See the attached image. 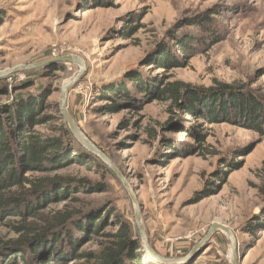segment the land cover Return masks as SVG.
<instances>
[{
  "label": "rangeland",
  "instance_id": "rangeland-1",
  "mask_svg": "<svg viewBox=\"0 0 264 264\" xmlns=\"http://www.w3.org/2000/svg\"><path fill=\"white\" fill-rule=\"evenodd\" d=\"M195 17L209 18L203 28L182 26ZM176 26L179 40L192 35V52L180 67H170L171 61L167 69L147 65L172 54L168 32ZM204 29L225 37L204 51L197 40ZM66 55L84 62L66 108L125 178L145 230L143 239L128 192L105 162L92 157L89 165L57 171L88 183L74 195L94 206L84 227L99 215L106 219L99 234L79 235L75 249L98 251L107 233L126 225L140 248L129 264H231L229 235L220 229L207 235L220 224L232 232L238 264H264V0H0V71L10 70L0 76L7 87L0 103H11L23 82H34L32 88L52 90L46 99L62 115L60 91L80 69L52 61ZM130 76L148 91L165 79L200 89L193 105L200 116L136 92ZM110 92L128 97L115 95L109 109L104 98ZM49 124L39 128L49 132Z\"/></svg>",
  "mask_w": 264,
  "mask_h": 264
},
{
  "label": "trees",
  "instance_id": "trees-1",
  "mask_svg": "<svg viewBox=\"0 0 264 264\" xmlns=\"http://www.w3.org/2000/svg\"><path fill=\"white\" fill-rule=\"evenodd\" d=\"M208 18L204 21L198 17L187 18L182 26L203 28ZM176 27L168 32L170 45L167 47L172 54L168 51L160 58V64L155 60L147 65L167 69L171 61L170 67H180L192 52L189 44L192 35H183L179 40L174 33L180 28ZM201 34L197 40L204 51L225 37L216 29L211 32L204 29ZM166 45L167 42L160 47ZM175 48L182 49L183 53L177 56ZM60 68L61 65L52 66L49 71ZM130 77L127 82L136 92L150 94L151 98L167 103L170 109L178 107L184 114L200 116L193 107L200 100V89L181 80L165 79L157 87L156 81H152L155 88L148 91L138 76ZM33 85L34 82H23L11 103H0V228L7 230L6 234H0V264H66L69 259L78 264H129L130 258L136 261L140 248L126 225L117 233H107L108 241L101 243L98 251L75 249L79 235L86 233L90 238L99 234L98 227L106 225V219L99 215L88 222V229L84 227L83 221L94 206L74 195L86 189L88 183L85 178H72L57 171L72 164L89 165L92 157L97 156L82 150L56 104L47 101L52 90H43L38 84L32 88ZM0 86L3 89L0 94L7 93L6 85ZM115 95L128 97L120 92L108 93L104 99L110 101L109 109L115 108ZM47 123L52 124L48 125L49 132H44L39 127ZM68 202L78 205L71 206ZM59 203H64L60 209L50 207Z\"/></svg>",
  "mask_w": 264,
  "mask_h": 264
},
{
  "label": "water",
  "instance_id": "water-1",
  "mask_svg": "<svg viewBox=\"0 0 264 264\" xmlns=\"http://www.w3.org/2000/svg\"><path fill=\"white\" fill-rule=\"evenodd\" d=\"M54 62L57 63H66V62H70V63H74L80 66L79 71L73 76L71 77V80L68 84L64 85L60 91V108H61V113L62 116L65 120V122L67 123V126L70 130V132L72 133V135L74 136V138L83 146L85 147L89 152L95 154L96 156H98L103 162H105V164L108 166V168L115 174V176L117 177V179L122 183V185L124 186V188L126 189V191L128 192V195L134 205V217H135V223L136 226L140 232V235L143 239H145V230L142 224V220L140 217V213L139 210L137 208V203H136V198L130 188V186L128 185V183L126 182L125 178L120 174V172L111 164L110 160L108 159V157L101 151L99 150L94 144H92L87 138L86 136L83 135V133L81 132V130L79 129L78 125L76 124V122L74 121V119L71 117V115L69 114L67 108H66V96H67V92L69 90V88L80 79L83 70H84V62L77 56L74 55H66V56H61V57H55L53 58ZM44 63V62H43ZM42 63H37V64H33L31 66L28 67H36L41 65ZM10 70H5V71H0V76L6 73H9ZM216 229H220L221 231H223L226 235L232 236L233 239V235L231 230L224 226V225H220V224H213L210 228H209V232L207 235H210L214 230ZM146 243V242H145ZM146 246L148 248V245L146 243ZM231 264H238V252L236 249V246L234 244V239L231 242Z\"/></svg>",
  "mask_w": 264,
  "mask_h": 264
},
{
  "label": "bare ground",
  "instance_id": "bare-ground-1",
  "mask_svg": "<svg viewBox=\"0 0 264 264\" xmlns=\"http://www.w3.org/2000/svg\"><path fill=\"white\" fill-rule=\"evenodd\" d=\"M70 80H71V78H70V79H68V80L65 82V84H64V85L68 84V83L70 82ZM229 240H230V242H232V237H231V236H229Z\"/></svg>",
  "mask_w": 264,
  "mask_h": 264
}]
</instances>
